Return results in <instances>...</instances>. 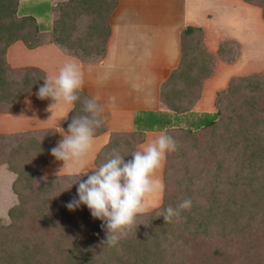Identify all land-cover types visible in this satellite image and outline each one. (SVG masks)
<instances>
[{"label": "trees", "instance_id": "1", "mask_svg": "<svg viewBox=\"0 0 264 264\" xmlns=\"http://www.w3.org/2000/svg\"><path fill=\"white\" fill-rule=\"evenodd\" d=\"M18 1L0 0V111L14 109L44 77L39 67L11 69L5 62V47L11 42L34 48L45 41L32 15L16 13ZM116 1L57 0L47 42L81 62H96L104 52L107 19ZM241 1L257 6L264 23V0ZM237 52L236 41L222 39L215 54L230 62ZM214 59L202 43L200 28L185 26L178 64L159 86L160 101L170 113L136 112L134 129L111 132L96 152L93 168L113 149L130 154L145 130L166 132L175 140L176 131L186 140L205 136L189 146L179 141L178 155L166 156L160 206L139 216L138 226L114 247L102 244V221L86 205L74 211L66 207L78 198V183L63 189L78 177L43 175L55 128L0 134V173L7 180L0 213L9 219L0 223V264H264V70L229 77L215 92L214 111L191 119L195 114L190 109L200 96L202 80L212 73ZM85 98L90 97L80 91V100L61 124L65 131L74 116L83 114ZM182 121L184 126H179ZM104 130L103 123L95 135ZM191 148L196 150L192 156ZM177 156L182 161L176 162ZM179 161L171 191L169 171ZM183 199L192 200L191 209L165 222L160 214Z\"/></svg>", "mask_w": 264, "mask_h": 264}, {"label": "crops", "instance_id": "2", "mask_svg": "<svg viewBox=\"0 0 264 264\" xmlns=\"http://www.w3.org/2000/svg\"><path fill=\"white\" fill-rule=\"evenodd\" d=\"M54 1L50 0L51 20ZM254 11V6L241 0H117L108 15L109 33L104 52L96 62H81L59 52L52 43L29 49L41 55L39 61L30 64L42 69L44 77L58 71L68 60L78 63L84 79L81 91L90 98L98 97V103L104 108L102 117L105 130L94 136L92 149L78 166L82 170L93 168V158L111 132H129L134 129L136 112L170 113L160 101L159 86L178 64L180 31L185 26L200 28L204 47L215 54L221 39L238 40L237 30L248 27V16L255 14ZM259 17L261 19L260 12ZM228 65L235 64H221L217 59L214 61L212 73L201 82L200 96L191 107V112L214 111V93L224 88L231 76L226 71L230 68ZM43 83L44 79L26 95L32 101L34 115L41 117L38 119L35 116L39 120L37 123L56 130L43 171L46 175L66 174L68 169H62L64 161L56 160L50 150L62 139L58 131L65 118L61 117L71 106L58 107L53 113L48 111L49 104L54 101L50 98L41 100L36 96ZM112 96L116 98L114 106H110L109 102ZM33 118L26 124L34 122ZM161 133L159 130H145L142 141L135 144L133 149L140 148Z\"/></svg>", "mask_w": 264, "mask_h": 264}, {"label": "clouds", "instance_id": "3", "mask_svg": "<svg viewBox=\"0 0 264 264\" xmlns=\"http://www.w3.org/2000/svg\"><path fill=\"white\" fill-rule=\"evenodd\" d=\"M44 83L36 92L38 99H51L47 110L61 106H72L80 100V91L84 84L80 66L73 60L66 61L58 71L46 75ZM98 97L85 98L82 101L83 114L76 115L68 124L67 131L59 128L62 139L53 147L51 155L58 161H64L62 169H68L67 175L78 177L63 191L70 190L78 183L77 196L66 204L74 211L81 204L86 205L93 218L102 221L106 239L102 244L116 246L121 240L127 239L133 227H137V218L148 209L146 198L163 186L155 179V172L161 168L166 156L177 148L175 139L166 132L149 139L140 148L124 155L113 149L105 162L89 170H82L83 158L92 149L96 129L103 123L104 108L98 103ZM115 96L109 98L110 106L115 104ZM69 108L61 118H67ZM130 155L131 159L125 160ZM87 176V179H81ZM62 191V192H63ZM61 193V192H60ZM191 199L181 200L174 208L168 206L162 215L165 222L173 218L179 219L181 213L190 210ZM141 224V223H140Z\"/></svg>", "mask_w": 264, "mask_h": 264}, {"label": "rangeland", "instance_id": "4", "mask_svg": "<svg viewBox=\"0 0 264 264\" xmlns=\"http://www.w3.org/2000/svg\"><path fill=\"white\" fill-rule=\"evenodd\" d=\"M55 2H57V0L54 1V3ZM252 6H254L255 8V11H254L255 14L253 13L251 14V16H248L249 17L248 19L249 23L247 25L248 27L237 30L236 32L238 35L236 36L238 39L237 40L238 42L236 41L238 44V52L235 58L230 62H225L219 59L216 56V54H213L215 57L214 61H216L217 59L220 61L221 64H228V63L235 64L233 66L228 65L230 66V68L228 67L229 70H226L227 73H230L231 76H242V75L250 74L253 72H261L262 70H264V23L259 17V12H260L259 8L255 5H252ZM16 13L18 15L31 14L32 16H34L37 26H38V30L40 31V33H42L44 37V40H45L44 43H50V42H47V40L50 38L49 30L51 27L50 26V23H51L50 0H19ZM242 13H240L241 16H243ZM54 46L59 52L63 54H67L64 50L59 49L56 45ZM29 49H32V48L25 47L24 44L20 40H16L8 44L5 47V51H4V59L8 67L11 69H18L21 67L34 66V65H31L30 62L39 61L38 59L41 58V55L37 53L36 51H28ZM234 66H236L237 69H235ZM26 95L18 99L17 103L15 104L14 109L0 111V134H6V133L16 132L20 130L21 131H39V130L48 128V127L39 125V123H37V121L39 120H36L35 116H37L36 118L38 119H41V117L39 115H34L35 111H33L34 109H32V101H30V99H28L30 97H26ZM36 105H41V104L36 103ZM198 113L199 111H195L194 112L195 116H193L191 119H194ZM31 118H33L34 122H31L30 124H26L27 121L31 120ZM178 125L184 126V122L182 121L178 123ZM187 125L191 126L193 124L190 122ZM180 134H181L180 131L174 132V135L176 137L178 135V137L175 140L177 144L179 141H186L185 145H187V141H188L189 143L188 146H189V145H192L193 141H197V143H200L198 140L201 141L205 139V136H201V134L203 133H199L197 135L195 134L196 140H193V141L186 140L185 138L184 139L180 138L179 137ZM191 150H193V148H191ZM195 151L196 150H193L190 152L191 156L195 154ZM178 153L179 151L175 150L174 152L168 153L167 156H172L174 154L178 155ZM178 159L182 161L181 156H177L174 160L178 162ZM165 161L166 159L163 162L161 171L159 170L160 169L159 168L155 172V179L162 186L164 184L163 178H162V169L165 164ZM180 163L181 162L179 161V163L177 165L175 164L174 167H171L169 171L168 184H169V189L171 191H174V188H175L174 183L176 181L174 179L180 173V167L182 166ZM43 168H44V165H43ZM43 175L53 176V175L44 174V171H43ZM6 181L7 180H6L5 175L3 173H0V185L2 186V188L4 187V190L0 189V194L7 193V188L5 186V184L7 183ZM162 196H163V188L162 190H158L150 194L146 198L145 203H146L148 211L160 206L162 202ZM0 198H3V196H1ZM8 220L9 219L4 214V212L0 213V223L6 224Z\"/></svg>", "mask_w": 264, "mask_h": 264}]
</instances>
